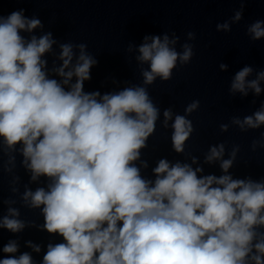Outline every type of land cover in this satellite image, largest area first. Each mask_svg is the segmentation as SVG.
Segmentation results:
<instances>
[{"label": "clouds", "instance_id": "9594fccd", "mask_svg": "<svg viewBox=\"0 0 264 264\" xmlns=\"http://www.w3.org/2000/svg\"><path fill=\"white\" fill-rule=\"evenodd\" d=\"M248 2L239 0L240 9L216 30L230 32ZM25 11L0 13V174L11 177L12 194L0 197L7 205L0 229L36 228L53 239L40 261L10 239L0 248V264H264V176L233 174L239 145H210L202 160L192 155L187 147L196 128L189 117L200 101L180 114L171 106L161 110L149 92L191 63L188 41L196 34L187 32L180 50L175 32L144 35L126 49L136 53L139 83L120 87L113 78L111 91H86L96 55L86 43L60 42L51 31L36 35L44 25ZM246 33L253 42L264 38V21L249 24ZM262 83L264 69L245 65L232 76L229 96L259 97ZM158 123L171 129V150L184 159L161 157L148 175L144 152ZM230 125L244 133L264 128V101L220 131ZM258 148L264 149V131L252 140L251 150ZM205 165H218L221 174H205ZM18 167L29 176L23 192ZM21 207L38 211L43 223L22 219ZM25 246L42 251L31 240Z\"/></svg>", "mask_w": 264, "mask_h": 264}]
</instances>
